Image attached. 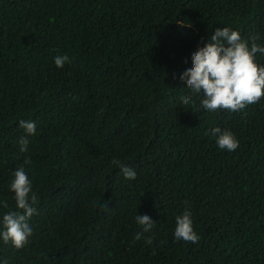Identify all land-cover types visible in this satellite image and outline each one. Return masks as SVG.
<instances>
[{"label": "trees", "instance_id": "1", "mask_svg": "<svg viewBox=\"0 0 264 264\" xmlns=\"http://www.w3.org/2000/svg\"><path fill=\"white\" fill-rule=\"evenodd\" d=\"M225 27L264 47V0H0V233L22 211L16 170L37 197L28 243L0 237V264H264V98L208 111L180 79ZM185 211L197 243L174 236Z\"/></svg>", "mask_w": 264, "mask_h": 264}, {"label": "clouds", "instance_id": "2", "mask_svg": "<svg viewBox=\"0 0 264 264\" xmlns=\"http://www.w3.org/2000/svg\"><path fill=\"white\" fill-rule=\"evenodd\" d=\"M180 27L185 25L178 20ZM258 37H252V43L241 38L237 31L230 28H218L211 36V42L203 47H198L192 54V67L186 70L180 77L192 94L203 93V99L199 107L208 111L228 110L237 112L243 110L247 105L258 103L264 98V66L255 62V56L259 52L264 54V47L255 43ZM55 65L62 68L69 58L64 56L55 57ZM184 105L190 103L195 106L192 96L180 97ZM20 127L24 129L27 136L34 135L36 125L31 121H20ZM211 134L217 137L216 143L221 150L235 151L239 144L233 134L229 131H221L219 127L211 130ZM20 152L27 150L29 140L22 136L19 141ZM117 163L118 161H113ZM121 171L126 179L135 180L134 170L121 166ZM14 179L10 185V191L14 193L16 208L22 211H9L3 216L4 231L0 233L3 242H9L16 249L23 248L32 235V228L28 221L36 214L33 205L37 201L32 192L31 183L23 167L16 170ZM7 208V202H3ZM191 214L185 211L183 215L176 217V228L174 236L186 242L197 243L200 237L192 227ZM138 224L144 232H149L154 227V222L147 215L137 216ZM141 233H137L135 239L140 240ZM148 243L152 241L149 239Z\"/></svg>", "mask_w": 264, "mask_h": 264}]
</instances>
